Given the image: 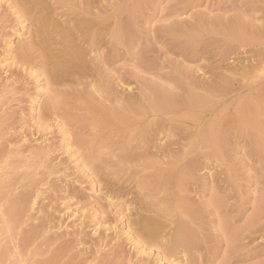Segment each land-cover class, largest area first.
<instances>
[{"label":"rangeland","instance_id":"rangeland-1","mask_svg":"<svg viewBox=\"0 0 264 264\" xmlns=\"http://www.w3.org/2000/svg\"><path fill=\"white\" fill-rule=\"evenodd\" d=\"M31 1L19 6L0 0V161L14 174L0 184L8 191L0 188V207L24 199L15 239L0 236V251L8 247L2 264L17 263L15 245L23 236H29L23 253L51 264H264V0H42L57 25L49 26V37L60 41V32H71V49L81 50L78 58L85 61L77 66L70 49L58 78L43 73L44 48L34 20L41 13ZM84 21L92 22L90 30ZM18 40L30 58L8 51V43ZM103 86L126 101L144 102L147 115L139 124L148 129L143 136L137 123L125 124L128 130L103 123L90 136L99 140L95 153L102 151L105 159L95 171L91 150L74 138L82 130L69 117L86 114L82 95L104 102ZM50 94L61 104L42 120L37 100L48 101ZM190 95L200 102L188 110ZM153 100L175 107L153 110ZM214 121L227 134L216 145L200 135ZM124 151L136 153L123 159ZM150 160L156 167H147ZM167 166L194 168L182 184L172 178L159 187L141 182L157 181L156 170L167 172ZM156 204H170V214L151 211ZM182 206L188 211L181 212ZM135 216L159 222L167 237L178 221L185 223L187 238L173 256L165 255L161 239L135 240L129 228ZM143 230L147 234L149 227Z\"/></svg>","mask_w":264,"mask_h":264},{"label":"bare ground","instance_id":"bare-ground-1","mask_svg":"<svg viewBox=\"0 0 264 264\" xmlns=\"http://www.w3.org/2000/svg\"><path fill=\"white\" fill-rule=\"evenodd\" d=\"M21 2V4H22V2L24 1V0H16V5L18 4L19 6L21 5L20 4V2ZM66 1V0H65ZM70 1V0H69ZM75 1V0H74ZM82 1V0H81ZM80 1V2H81ZM25 2H27V0H25ZM25 2H23L24 4H26ZM28 2H30V1H28ZM73 2V1H72ZM93 2V1H92ZM31 6H33L34 8H36L37 7V10H39V13H41V15L40 14H38L39 15V17L36 15L37 14V12H36V14H35V21H36V23H37V26H36V28H35V32H36V35L39 37V39H41V41H40V43L42 42V44L43 45H40V46H43V51L41 52V57H42V60H43V64H42V67H43V73H45L46 75H48V76H50V77H52V78H54V77H56V78H58L59 76H60V73L62 72L63 73V71H62V69H64V66H65V61H64V58L68 55V51L71 49V41H72V38H71V35H72V33L71 32H69V33H71V35H69V33L67 34L66 32H65V30H63L62 28H61V31L63 30L64 32L62 33V32H60V37H61V39L62 40H52V39H54L52 36V39L49 37L50 35L48 34V32H50V30H49V26H55L56 25V23L52 20L53 19V17H52V19H51V17H50V15H49V13L50 12H48V9H47V7H46V4L42 1V0H35V1H31ZM73 3H75V2H73ZM79 3V2H78ZM81 3H83V2H81ZM76 4V3H75ZM74 4V5H75ZM86 4H87V2H86ZM90 5H92L91 3H89ZM27 5H29V4H27ZM79 5H80V3H79ZM78 4H77V6H79ZM76 6V7H77ZM81 6V5H80ZM26 7V5L24 6V9H26L25 8ZM33 7H28V9H29V11H30V9H31V12H33L32 11V9L34 10V8ZM16 8H18V6L16 7ZM72 8H74V9H76L75 7H72ZM79 7H77V9H78ZM20 9H21V7H20ZM80 9V8H79ZM80 10H82V7H81V9ZM87 10V9H86ZM19 11H21V10H18V13H19ZM88 11V10H87ZM22 12V11H21ZM27 12H28V10H27ZM86 12V11H85ZM89 12V11H88ZM17 13V14H18ZM23 13V12H22ZM24 13H26V11L24 12ZM23 13V14H24ZM34 13H35V11H34ZM33 13V14H34ZM82 13V12H81ZM83 13H84V11H83ZM90 13H91V10H90ZM92 13H94V12H92ZM91 13V15L92 16H99L98 14H96V15H93ZM85 14V13H84ZM29 15H30V13H29ZM85 15H88V14H85ZM90 15V16H91ZM18 16V15H17ZM23 15L21 14V16H18V19L20 20L21 19V17H22ZM106 16V15H105ZM104 16V17H105ZM100 17V16H99ZM108 17V16H107ZM88 18H91V17H88ZM92 19V18H91ZM97 19H99V18H96V20ZM95 20V21H96ZM101 20H102V17H101ZM19 23V22H18ZM33 23H34V21H33ZM82 23V22H81ZM80 23V24H81ZM84 23H86L85 24V26H84ZM92 23V22H91ZM91 23H87V21L85 22H83L82 24H83V27H85V28H87V29H89L90 30V28H92V27H89V25L88 24H91ZM60 24V23H59ZM59 24H58V26H59ZM125 24H127L126 22H125ZM35 25V24H34ZM88 25V26H87ZM57 26V25H56ZM92 26L94 27V25L92 24ZM21 27V26H20ZM95 27H96V25H95ZM94 30H95V28H93ZM114 29V28H113ZM112 29V30H113ZM21 30V29H20ZM26 30V29H25ZM33 31H34V29H32ZM111 30V31H112ZM24 31V30H23ZM23 31L20 33V35L21 36H24V33H23ZM70 31V30H69ZM72 31V30H71ZM113 31H115V30H113ZM33 34H34V32H33ZM114 34H115V32H114ZM117 34V33H116ZM74 35V34H73ZM98 35V34H97ZM26 36V35H25ZM34 36H35V34H34ZM116 36V35H115ZM117 36H118V34H117ZM54 37H56V36H54ZM57 38V37H56ZM9 39V38H8ZM93 39V38H92ZM6 40V39H5ZM11 40V39H10ZM19 41V40H18ZM39 41V40H38ZM73 41H74V39H73ZM37 43V42H36ZM38 44V43H37ZM33 45V44H32ZM57 45V46H56ZM7 48H8V51L9 52H12L13 54L15 53V54H17V55H19L21 58H23V59H28V58H30L29 56H30V53L29 52H27V47L24 45V43H21V40L19 41V42H17L16 43V45H13L12 43H8V45H7ZM6 48V49H7ZM30 48V47H29ZM72 51H73V53L72 54H76L77 56H76V59L78 60V62H76V65L77 66H79L80 64H81V66H82V64H84V60L82 59V58H78L80 55H79V53L81 52V50H80V52H77V50L73 47V49H71ZM79 50V49H78ZM8 52V53H9ZM85 53V52H84ZM75 54H74V56H75ZM12 55V54H11ZM70 56V55H69ZM66 59V58H65ZM41 60V61H42ZM66 60H68V59H66ZM86 64V63H85ZM231 65V64H230ZM87 66V65H86ZM232 66H234V65H231V67ZM84 67V66H83ZM70 68V67H69ZM78 68V67H77ZM85 68V67H84ZM241 68V67H240ZM72 69V68H71ZM231 69V68H230ZM234 69H235V71H239V69L237 68V67H234ZM233 69V70H234ZM242 69V68H241ZM78 70V69H77ZM79 70L80 71H82V69L81 68H79ZM72 71V70H71ZM74 71H76V70H74ZM73 71V72H74ZM79 71H77V73H78ZM70 73V72H69ZM248 73V68L247 67H244L243 68V70H242V75L244 76V75H246ZM79 74V73H78ZM80 76V75H79ZM81 76H82V74H81ZM225 76V75H224ZM227 76V75H226ZM87 77V76H86ZM220 77V76H219ZM221 78V77H220ZM226 78V77H225ZM80 79L82 80V78L80 77ZM222 79H223V77H222ZM54 79H52V81H53ZM227 80H231V79H226V82H227ZM46 81V80H45ZM56 81V80H55ZM55 81H53V82H55ZM90 81V80H89ZM218 81V80H217ZM83 82H84V80H83ZM104 83V82H103ZM218 83H219V81H218ZM220 83H221V81H220ZM234 83V82H233ZM45 84H47V83H45ZM50 84V83H49ZM48 84V85H49ZM81 84V83H80ZM86 84H87V82H86ZM91 84H93V83H91ZM222 84V87H223V84L224 83H221ZM221 84H220V86H221ZM46 86L45 85V87H46V89H45V94L46 93H50V89H49V86ZM105 85V84H104ZM231 85H232V82H231ZM234 86V85H233ZM89 87V86H88ZM96 87V86H95ZM226 87V86H225ZM97 88V87H96ZM99 88V87H98ZM218 87H216V89H217ZM229 89H230V87H228ZM79 89V88H78ZM85 89V88H84ZM104 92H105V96H104V102H103V99L102 98H100L101 100L100 101H95V99L93 98H89V97H86V95H82L80 98H79V96H78V98H79V100H81L82 101V107H81V109H85L87 112H86V114L85 115H76V116H74V114H72L73 116H71V117H69V119L73 122V121H76V123L77 124H79L78 126L80 127V129L82 130L80 133H76L75 135H74V138L76 139V142L77 143H79L81 146H84V147H87V148H89L90 150H91V155L89 156V163L90 164H92L93 165V169L95 170V171H100V170H102L103 169V167H102V162H104L105 161V159H104V156L102 155V151H100V150H98L99 152L98 153H95V151H97L96 150V146L98 145V143H99V140H96V139H94V137H90L91 136V134H97L99 131H101V128L103 129L105 126H104V124H107V123H105V122H109V123H111V124H113L114 125V123H118V124H120V126L121 125H123V128H125V130L127 129L128 130V128L129 127H126V126H124L125 124H130V123H137L138 125H136V127H137V129L138 128H140V127H142L143 126V124L141 123V124H139V121H141V119L142 118H144L146 115H147V113H146V110H145V106L143 105L144 104V102L142 103V101L140 100V99H138V100H129V101H126L124 98H123V96L121 95V94H119V93H117V92H114L113 90H111V89H109L108 87H106V86H103L102 88H101ZM219 89H221V88H219ZM218 89V90H219ZM228 89V90H229ZM43 90H44V88H43ZM75 90V89H74ZM73 90V91H74ZM224 90L226 91V88H224ZM84 91V90H83ZM88 91H89V89H88ZM98 91V90H97ZM212 91V90H211ZM210 91V92H211ZM225 91H224V93H225ZM84 92H87V91H84ZM96 91H94V93H95ZM44 93V92H43ZM97 93V92H96ZM95 93V94H96ZM189 93V92H188ZM227 93V92H226ZM228 93H229V91H228ZM82 94H84V93H82ZM90 94V93H89ZM100 94V93H99ZM98 94V95H99ZM168 94H170V93H168ZM193 94V93H192ZM260 94V93H259ZM46 95H48V94H46ZM50 95H52V96H50V97H48L49 98V100L47 101L46 99V101L44 102V101H39V100H37V104H36V107H35V109H36V111H37V113H38V115H39V117H40V119H42V120H44L48 115H49V113L50 112H52V111H56L59 107H60V104H61V101L60 100H58L56 97L57 96H53V94H50ZM55 95V94H54ZM98 95H96V96H98ZM104 95V94H103ZM144 95V94H143ZM156 95V94H155ZM186 95V94H185ZM196 95H199L198 94V92H196ZM195 95V96H196ZM204 95V94H203ZM212 94H210V96H211ZM214 95V94H213ZM218 95V94H217ZM42 96V95H41ZM168 95H166V97H167ZM173 96H174V94H173ZM216 96V94L214 95V97ZM74 97H76V96H74ZM100 97V96H99ZM160 97V96H159ZM208 97V96H207ZM0 98H2V96L0 97ZM142 98V97H141ZM168 98V97H167ZM170 102L172 101V98L173 97H171L170 96ZM179 98V97H178ZM36 99V98H35ZM144 99H146V100H148V98H145L144 97ZM156 99V98H155ZM161 99V98H160ZM198 98H194L193 96H191L190 95V98H189V101H187V108L186 109H188V108H191L192 109V104H193V106H194V103H197V102H200V101H198L197 100ZM145 100V101H146ZM177 100V99H176ZM176 100H174V101H176ZM180 100V99H179ZM179 100H177V101H179ZM184 100V99H183ZM215 100V99H214ZM2 101V100H1ZM181 102H182V99L180 100ZM202 101V100H201ZM3 102H5L4 101V99H3ZM40 102V103H39ZM105 102H108V103H110L109 104V106H106L107 105V103H105ZM177 103V102H176ZM3 104V103H2ZM5 104V103H4ZM7 104V103H6ZM106 104V105H105ZM147 104H148V102H147ZM152 104L153 105H151V106H153V110H155V109H159V110H161V109H171L172 108V106L171 105H166V106H163V105H160V102H157V101H152ZM171 104H173L172 102H171ZM183 104H184V102H183ZM0 105H1V103H0ZM175 105V104H174ZM4 106V105H3ZM147 106H150V105H147ZM150 106V107H151ZM179 106V105H178ZM149 107V108H150ZM175 107V106H174ZM173 107V108H174ZM180 107V106H179ZM210 107V106H209ZM248 107V109H249V106H247ZM172 108V109H173ZM177 108V107H176ZM181 108V107H180ZM213 108H214V106H213ZM258 108V107H257ZM259 108H260V106H259ZM151 109V108H150ZM177 109H179V108H177ZM208 109V108H207ZM236 109V108H235ZM152 110V109H151ZM189 110V109H188ZM197 110H200V109H198L197 108ZM201 110H202V108H201ZM245 110H247V109H245ZM252 110H254V109H252ZM251 110V111H252ZM173 111V110H172ZM210 111V110H209ZM238 111V113H239V111L240 110H237ZM152 112H154V111H152ZM158 112V111H157ZM174 112H176V111H174ZM179 112H181V111H179ZM204 112V111H203ZM235 112H236V110H235ZM158 113H160V112H158ZM163 113V112H162ZM166 113V112H165ZM167 113H168V111H167ZM260 113V112H259ZM52 114H54L53 112H52ZM237 114V113H236ZM247 114V113H246ZM239 115V114H238ZM241 115V114H240ZM188 117V116H187ZM233 118V117H232ZM237 118L239 119V123H241L242 124V122H240V118L237 116ZM243 118V117H242ZM241 118V119H242ZM185 119V118H184ZM189 119V118H188ZM187 119V120H188ZM226 119V118H225ZM226 121H227V119H226ZM236 121V120H235ZM104 123V124H103ZM209 123H210V121H209ZM232 123V122H231ZM71 124V123H70ZM228 124V123H227ZM240 124V125H241ZM244 124H245V121H244ZM206 125V124H205ZM211 125V124H210ZM151 125H149V127H150ZM220 126H221V124H219V122L218 121H214L213 123H212V125H211V127L209 128V125H208V130H206V131H202V133L200 134L201 136H202V138H201V136H200V138L201 139H204V140H207V141H209L210 143H213V144H215V142H217V138L219 139V137L221 136V132H223V131H221V129H220ZM225 126V125H224ZM78 127V128H79ZM87 127H91V128H89L90 129V131H86V130H84V129H86ZM130 127H132V126H130ZM206 127V126H205ZM207 128V127H206ZM136 129V128H135ZM136 129V130H137ZM147 129L148 128H146V127H144L143 126V129L141 130V134L140 135H143L144 136V134L145 133H147ZM150 129V128H149ZM203 129V128H202ZM0 131H1V129H0ZM94 132V133H93ZM124 133H126V132H124ZM131 133V132H130ZM133 133V132H132ZM138 133V132H137ZM222 135H227L225 132L222 134ZM127 135H125V137H126ZM130 136V135H129ZM139 137V136H138ZM223 137V136H222ZM224 138V137H223ZM129 139V138H128ZM197 139V138H196ZM122 141V140H121ZM128 141V140H127ZM143 141V140H142ZM202 141V140H201ZM206 141V142H207ZM125 142V141H124ZM129 143H131L130 142V140H129ZM143 143V142H142ZM127 144V143H126ZM136 144V143H135ZM217 144V143H216ZM215 144V145H216ZM123 145V144H122ZM146 144H144V146H143V149L146 147L145 146ZM212 145V144H211ZM141 146V145H140ZM213 146V145H212ZM132 148H133V146H131ZM134 147H136V146H134ZM192 147V146H191ZM123 149H125V148H123ZM131 149V148H130ZM134 149H136V148H134ZM142 149V150H143ZM190 149V148H189ZM188 150V149H187ZM186 150V151H187ZM134 153H136V152H134V151H128V152H126V154H125V151H124V153H123V155H121L120 157H122L123 159H125V158H130V157H132L133 155H134ZM139 153H140V151H139ZM185 153V152H184ZM141 155H142V157L144 156V159H150L149 157V155H150V153H149V151H148V153L147 152H145V151H143L142 153H141ZM139 156V155H138ZM107 157V156H106ZM140 158H141V156H140ZM8 160H10V159H8ZM129 160V159H128ZM138 160V159H137ZM130 161H132V159L130 160ZM169 161L170 162H172L171 161V159H169ZM11 162V161H10ZM9 162V163H10ZM24 162V161H23ZM6 163H7V161H5V162H1L0 161V180L2 179V181H0V184H4V182H5V180H7L8 179V177H10L11 176V174L12 175H14L13 173H12V168H9L8 169V167L6 166ZM14 163V162H13ZM26 163V162H25ZM155 163L156 162H153L152 160H150V162L148 163L147 162V167H156V165H155ZM168 163V162H167ZM173 163V162H172ZM168 163V164H171V165H173V164H175V163ZM191 163V162H190ZM193 163H195V162H193ZM193 163H191V164H189V165H193ZM8 164V163H7ZM23 164V163H22ZM109 164V163H108ZM187 164V163H186ZM11 165H12V163H11ZM18 165V164H17ZM28 165H30V164H28ZM129 165V164H128ZM127 165V166H128ZM176 165H178V162L176 163ZM10 166V165H9ZM173 166H175V165H173ZM172 166V167H173ZM126 167V166H125ZM168 167V166H167ZM171 167V168H172ZM180 167V166H179ZM191 167L192 168H194L193 166H190L189 167V171L191 170ZM129 168V167H128ZM173 168H176V166L175 167H173ZM28 169H29V167H28ZM122 169H123V167H122ZM121 169V170H122ZM156 169V168H155ZM168 169H170L169 167H168ZM178 169V168H177ZM184 169V168H183ZM22 170V169H21ZM188 170H187V168H186V171L185 170H182V171H175V170H172V169H170L169 171H167V172H165V171H162V170H160V169H158V170H156V173H155V175L158 177V180L157 181H155V182H153V179L152 178H146V179H143V180H141V182L142 183H146L148 186H151L152 185V183L153 184H155L156 186H163V185H165L166 183V180H168V179H176L178 182H179V184H182V176L186 173V172H188ZM23 172H24V170H23ZM25 172H26V169H25ZM17 173H19V172H17ZM22 174V173H21ZM188 174V173H187ZM18 175V174H17ZM20 175V174H19ZM148 176V175H147ZM141 177H143V176H141ZM13 178V177H12ZM144 178V177H143ZM10 179V178H9ZM8 179V180H9ZM14 179V178H13ZM160 181V182H159ZM165 181V182H164ZM139 182V181H138ZM140 182V183H141ZM14 183V182H13ZM15 184H16V181H15ZM12 186V185H11ZM5 187V186H4ZM7 187V186H6ZM166 187H167V185H166ZM177 187V186H176ZM1 189H2V187H0ZM161 188V187H160ZM160 188H158V189H160ZM178 188V187H177ZM155 189V188H154ZM3 190V189H2ZM2 190H0V193H2ZM6 191H7V189H5ZM5 190H3V191H5ZM179 190H180V188H179ZM5 191V192H6ZM8 192V191H7ZM159 192H161V191H159ZM162 193V192H161ZM6 194V193H5ZM164 194V193H163ZM1 195V194H0ZM3 195V194H2ZM8 195V194H7ZM170 195V194H169ZM158 196V195H157ZM156 195H155V197H157ZM161 196V195H160ZM153 197V196H152ZM159 197V196H158ZM166 197V196H165ZM164 197V198H165ZM5 198H7L6 196H5ZM12 198V197H11ZM154 199H156V201H157V198H154ZM153 199V200H154ZM8 200H10V197L8 198ZM12 200V199H11ZM10 200V201H11ZM1 201H2V199H1ZM7 201V200H6ZM155 201V200H154ZM159 202H161V201H159ZM5 203V202H4ZM7 203V202H6ZM5 203V204H6ZM3 205V203H0V205ZM163 204V203H162ZM162 204H156L157 206H156V208L154 209V210H151V211H154V212H156V214H160V216H164V215H167L168 213L170 214V210H171V205L170 204H167V205H162ZM151 205V204H150ZM183 205V204H182ZM7 207H8V205H7ZM173 207V206H172ZM23 209H24V199H20V200H18V199H15V200H13L12 201V203H11V206L9 207V208H6V206L5 207H3V206H1L0 207V213H1V221L3 222V224H4V227H2V228H0V236H1V234H3V233H5L4 235L6 236V237H8V238H10V243H12L11 242V240L13 241V239H15V238H13V231H14V224L16 223V222H18L19 220H20V217H21V213H22V211H23ZM173 209V208H172ZM177 210V209H176ZM180 210H181V212H186V211H188V207H184V206H182V207H180ZM175 211V210H174ZM161 212V213H160ZM143 217V216H142ZM134 219V218H133ZM130 220V222H129V225H130V231H132L133 233H134V235H135V240L136 241H139V243H146L147 242V240H151V242H154V241H157V239H161L162 240V243H161V249H162V252H163V254H165V255H170V256H173V253L176 251V249H177V247L180 245V244H182V242L184 241V239H185V237H186V235H187V233H188V227H187V225L185 224V223H182V222H180V221H178V225L173 229L174 230V233H169L168 235H169V237H167V234H162V233H165V232H162L163 231V227H162V225L159 223V222H157V221H155V220H152V219H142L141 217H138V218H136V216H135V219L134 220ZM178 220V219H177ZM176 223V222H175ZM1 225V224H0ZM3 226V225H2ZM145 226H147V227H149V230H148V233L146 234L145 232H144V227ZM191 230V229H190ZM19 231V230H18ZM15 232H16V230H15ZM190 235L192 234V233H189ZM24 238H23V243H21L22 241H20V242H17L16 243V247H18V249H17V256H16V261L15 262H17V263H14V264H20L21 262H19V261H22V264H51L52 263V261L53 260H47V261H38V260H34V261H32V257H34L33 255H31V256H29V255H27V253H23V250H24V244H26V242H27V238L29 237H25V236H23ZM132 237V236H131ZM197 237H199V236H197ZM22 238V237H21ZM187 238V237H186ZM199 238H201V237H199ZM18 239V238H17ZM132 239V238H131ZM18 240H20V239H18ZM17 240V241H18ZM133 240V239H132ZM198 241H199V239H198ZM4 242V241H3ZM187 242H188V239H187ZM148 243H150V242H148ZM4 244V243H3ZM31 245H32V243H31ZM10 246V245H9ZM27 246V245H26ZM192 246V245H191ZM21 247V248H20ZM189 247V246H188ZM12 248V247H11ZM19 249H20V251H19ZM10 250V249H9ZM1 253H0V264H2L3 262V258H4V256L7 254V252H8V247L7 246H4L3 247V249H1V251H0ZM15 253H16V251H15ZM38 253V252H37ZM12 254V253H11ZM13 255V254H12ZM36 257V256H35ZM10 258V257H9ZM13 257H11V259H12ZM45 259V258H44ZM49 259V258H48ZM171 259H173V257H171ZM40 260V259H39ZM11 261V260H10ZM19 262V263H18ZM158 262H159V260H158ZM177 263V262H176ZM10 264V263H9ZM160 264V263H159Z\"/></svg>","mask_w":264,"mask_h":264}]
</instances>
